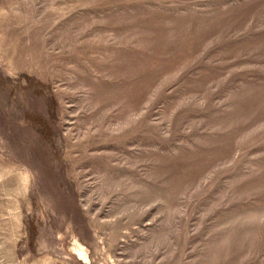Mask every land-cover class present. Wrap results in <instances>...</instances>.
<instances>
[{
	"label": "rangeland",
	"instance_id": "374dc122",
	"mask_svg": "<svg viewBox=\"0 0 264 264\" xmlns=\"http://www.w3.org/2000/svg\"><path fill=\"white\" fill-rule=\"evenodd\" d=\"M0 264H264V0H0Z\"/></svg>",
	"mask_w": 264,
	"mask_h": 264
}]
</instances>
